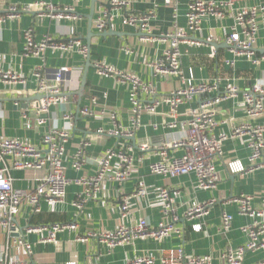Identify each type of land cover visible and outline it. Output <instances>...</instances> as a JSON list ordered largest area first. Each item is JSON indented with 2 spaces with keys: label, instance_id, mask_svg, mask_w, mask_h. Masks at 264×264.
Returning a JSON list of instances; mask_svg holds the SVG:
<instances>
[{
  "label": "crops",
  "instance_id": "obj_1",
  "mask_svg": "<svg viewBox=\"0 0 264 264\" xmlns=\"http://www.w3.org/2000/svg\"><path fill=\"white\" fill-rule=\"evenodd\" d=\"M51 3L57 8L73 7L75 19H52L40 15L37 11L22 13L18 19L5 20L0 23V69L11 70L25 79L23 85L8 87L0 83V135L14 138L40 146L42 136L51 128H63L62 117L65 113L74 115L73 128L70 138L64 146L63 164L66 167V195L63 203L57 206L56 212L50 214L46 205L41 203V212L30 216V210L23 206L16 221L24 227L28 224L40 225L51 223L75 222V231H64L56 235V243H40L39 236L29 235L27 241L32 246L30 256L19 254L18 257L27 264H124L125 259H133L143 255L155 257L159 263L161 250L182 247L186 256L210 255L212 264H218L221 253L226 248H237L246 242L241 227L249 224L248 217L238 215V205L231 200L240 195L252 197V206L264 210V168L249 173H229L227 163L239 162L248 167L249 150L247 138H237L222 143L221 159L216 163L221 180L215 190L203 191L197 188L195 175L188 174L177 177H163L149 172V164L159 160L157 148L176 139L180 133V125L188 119L190 109L198 107L201 100L210 99L222 94L228 83L233 84L243 92L258 82L264 89V61L252 65L242 57H234L225 43V37L234 24L233 18L227 16L222 20L206 17L201 23V32L190 34L186 29V11L189 0H135L126 9H106L109 0H95L92 21L88 19L92 1L80 0L77 5L72 0H0V17L9 7H24L36 2ZM221 1V0H214ZM264 0H238L236 7H251L263 4ZM154 16L148 24L150 34L163 35L174 30L186 31L187 42L193 45L182 44L181 71L184 78H192L193 83L206 81L214 83L217 89L209 95L194 96L191 100L178 107L175 115L170 112L167 104L161 103L154 114H145L141 118V125L133 133L132 138L110 136L104 134L89 142L83 149L84 165L80 171L71 167L72 156L80 144L89 141V135L96 136V131L102 129L107 132L113 129V124L107 115L100 116L99 111L114 112L121 127L130 130V85L112 77L99 76L94 67L97 61L127 74L136 76L142 82L150 84L157 97L169 95L182 87L180 79L174 76L163 77L155 75L152 63L159 60L166 44L159 42H141L143 32L139 25H126L123 18L127 15L141 16L148 11ZM106 11L112 21L105 31L97 32L94 29V20L97 15ZM33 29L36 42L45 37L56 41L78 39L88 48L86 38L91 30L90 38V66L86 70V56L76 52H61L45 50L40 57L23 56V31ZM257 58L264 55V21L259 20V30L255 45ZM232 61L233 65L228 64ZM50 72L62 67L80 70L79 77L71 75L69 78H78L79 87L86 71V86L81 99L72 91L65 102L52 106L45 116L46 123L42 126L33 125L31 104L39 99L35 94L36 81L32 73L36 68ZM69 93V92H68ZM94 99L95 103H92ZM144 102L151 98L142 97ZM242 97L227 99L211 108L214 119L218 123L213 130L217 136L230 131L242 123L264 125L263 115L257 119L247 118L241 106ZM16 104V105H15ZM90 108L97 114L95 117H83L79 114L82 108ZM23 114L27 119H23ZM177 127L168 128L170 123ZM26 123L31 127L27 128ZM142 144L148 146L147 151H141ZM130 147L131 156L136 167L128 179L121 183H105L102 190L88 199L82 210L77 211L73 205L77 195L83 187L77 182L83 177H91L97 170V159L108 149L123 150ZM168 157L181 156L183 150L164 151ZM12 186L17 190L32 191L35 181L34 173L30 171H11ZM142 179L147 188L146 199H130V214L127 220L120 217V203L124 195H129ZM159 189H166L174 198V207L179 216L175 226L182 229L181 237L172 236L162 242L153 240L136 241L133 245L118 246L109 249L97 239H89L86 243L77 242L79 235L89 231L102 232L114 230L121 224L130 225L140 218H145L151 226L160 222L169 221L162 214L157 205ZM214 199L216 203L211 207L209 214L201 221L188 222L183 214L192 201L205 202ZM226 212L233 218L231 229L222 233L221 214ZM201 224V230L195 232L192 226ZM8 244L5 231L0 227V251ZM10 254H14L10 251ZM264 260V251L248 252L244 255L243 264H256Z\"/></svg>",
  "mask_w": 264,
  "mask_h": 264
},
{
  "label": "built area",
  "instance_id": "obj_2",
  "mask_svg": "<svg viewBox=\"0 0 264 264\" xmlns=\"http://www.w3.org/2000/svg\"><path fill=\"white\" fill-rule=\"evenodd\" d=\"M75 5L80 0H72ZM135 0H109L112 8L126 9ZM238 0H189L187 5L186 29L195 35L201 32V23L206 17H213L222 20L227 16L233 18L234 24L230 33L225 37L229 52L234 57H242L252 65H257L264 61V55L256 57L255 45L259 30V20L264 21V3L251 7H236ZM167 5L170 0H165ZM37 11L42 16L52 19H75L73 7L57 8L51 3L39 1L29 6L9 7L5 14L0 17V23L5 20L18 19L22 13ZM153 11H148L141 16L127 15L123 18L126 25H139L143 32L141 42L165 43L166 47L159 60L152 63L151 67L155 75L168 77L174 76L180 79L182 87L171 92L169 95L157 97L150 84L142 82L136 76L120 72L103 62L97 61L94 67L99 76L112 77L120 82H128L130 85V112L129 124L131 129L124 130L117 120L114 112L99 111V115H107L113 124V129L104 132L102 129L96 131V136L86 137L77 151L72 156L71 167L75 171H80L84 165L83 149L95 137L104 134L110 136L132 138L134 131L140 128L141 118L145 114H154L157 107L167 104L172 115L183 103L191 100L194 96L209 95L217 89L216 84L202 81L193 83L192 78H184L181 71V50L182 44L193 45L194 42H187L186 31L174 30L163 35L153 36L150 34L148 24L153 18ZM112 19L106 11L100 12L94 20V29L97 32L105 31ZM23 56L40 57L45 50L51 49L61 52L76 51L83 56L87 55V47L78 39L68 41H56L51 37H45L36 42L33 29L30 27L23 31ZM233 65L232 61L227 62ZM36 81L35 94L39 99L31 104L33 115V125L42 126L46 123L45 116L52 106L63 103L68 94L77 91L79 88L78 78L71 80L74 75L79 77L80 70L75 68L62 67L50 72H44L41 68H36L33 73ZM0 83L8 87L23 85L25 79L18 73L0 69ZM69 92V93H68ZM242 97L241 106L247 118L257 119L263 115L264 111V89L262 85L255 82L249 90L239 91L236 86L228 83L222 94L210 99L201 100L198 107L190 109L188 119L179 127L180 135L158 147L156 154L159 160L149 164V172L153 175L163 177H177L194 174L197 179V188L203 191L215 190L221 177L216 170V163L221 159L222 143L230 139L247 138V149L249 150L248 167H243L239 162H229L226 167L229 173H249L264 168V125H253L249 122L242 123L234 127L230 133L213 134L217 122L211 108L227 99ZM142 97L151 98L144 102ZM92 103L95 101L92 99ZM16 105V104H15ZM79 114L83 117H95L97 114L90 108H82ZM23 119H27L23 114ZM74 115L65 113L62 117L63 128H51L41 138V145L35 146L27 141L14 138H7L0 135V227L5 231L8 244L0 251V264H27L26 261L18 257L19 254L30 256L32 246L27 241L29 235L39 236L40 243H56V235L64 231H75L77 225L70 223H51L31 225L24 227L17 223L16 217L21 208L25 205L30 210V216L38 215L41 212L43 202L50 214L56 212L57 206L63 203L66 195V187L69 181L66 179V167L63 164L64 146L68 142L73 128ZM26 127L31 125L26 123ZM168 128L177 127L172 122ZM139 149L147 151L149 148L142 144ZM183 150L179 157H168L165 150ZM131 148L123 150L108 149L96 161L97 170L91 177L81 178L77 184L83 190L77 195V200L73 204L77 211H81L85 202L96 196L105 183H121L130 177L135 161L131 156ZM11 171H30L35 175L32 191L14 189L12 186ZM147 188L142 179L136 183V187L129 195H124L120 203V217L127 220L130 214V199H146ZM157 205L161 208L163 215L169 221L160 222L156 226H151L145 218L138 219L130 225L121 224L111 231L92 232L76 237V241L86 243L89 239H97L99 243L106 245L110 250L118 246L133 245L136 241L153 240L162 242L172 236L181 237L182 229L175 226L179 220L174 207V198L166 189H159L157 193ZM238 205V215L248 217L251 222L240 231L245 235L246 242L237 248H226L220 255L218 264H243L244 255L248 252L264 251V210L252 206V197L240 195L232 200ZM264 202V198H263ZM216 203L214 199L205 202L192 201L187 206L183 218L188 222L201 221L205 218L211 207ZM232 216L226 212L221 214L220 230L226 234L231 229ZM201 224L192 226L195 232L201 230ZM13 251L14 254H10ZM213 258L210 255L186 256L182 247L176 249L161 250L159 256L160 264H212ZM155 257L143 255L133 259H125L124 264H155ZM75 264V263H68ZM256 264H264V260Z\"/></svg>",
  "mask_w": 264,
  "mask_h": 264
},
{
  "label": "water",
  "instance_id": "obj_3",
  "mask_svg": "<svg viewBox=\"0 0 264 264\" xmlns=\"http://www.w3.org/2000/svg\"><path fill=\"white\" fill-rule=\"evenodd\" d=\"M92 1V5H91V10H90V13H89V16H88V19L89 21L91 22L92 21V16H93V12H94V4H95V0H91ZM110 4L108 3L106 5V9H110ZM93 37V34L91 32V30L89 31V34H88V37L86 38L87 40V43H88V48H87V55H86V70L87 68L90 66V48H89V42H90V38ZM85 86H86V71L84 72V75L82 77V80H81V85L79 87V90L75 93L79 99L82 98L83 94H84V90H85ZM120 138V137H119Z\"/></svg>",
  "mask_w": 264,
  "mask_h": 264
}]
</instances>
